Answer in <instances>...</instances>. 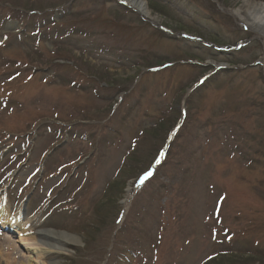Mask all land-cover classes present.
<instances>
[{
	"label": "rangeland",
	"instance_id": "rangeland-1",
	"mask_svg": "<svg viewBox=\"0 0 264 264\" xmlns=\"http://www.w3.org/2000/svg\"><path fill=\"white\" fill-rule=\"evenodd\" d=\"M122 1L0 0L1 202L47 264H264V0Z\"/></svg>",
	"mask_w": 264,
	"mask_h": 264
},
{
	"label": "bare ground",
	"instance_id": "bare-ground-1",
	"mask_svg": "<svg viewBox=\"0 0 264 264\" xmlns=\"http://www.w3.org/2000/svg\"><path fill=\"white\" fill-rule=\"evenodd\" d=\"M143 15L150 16V11L142 0H123ZM257 11L248 14L251 21L248 24L252 26L259 35L264 37V4H257ZM255 6V7H257ZM245 19V18H244ZM128 190V194H129ZM20 210L11 213L4 205L0 204V225L1 227H9L17 235V239L12 243L8 238H0L1 243H6L8 247H1L0 254L4 257V261L0 259V264H47L44 257L52 252L64 253L67 244L73 243V237L67 234L54 233L51 231H31L28 227V221L22 222ZM10 247V248H9ZM19 248V249H18ZM19 256H11L8 251L18 252ZM8 259V260H7Z\"/></svg>",
	"mask_w": 264,
	"mask_h": 264
},
{
	"label": "snow or ice",
	"instance_id": "snow-or-ice-1",
	"mask_svg": "<svg viewBox=\"0 0 264 264\" xmlns=\"http://www.w3.org/2000/svg\"><path fill=\"white\" fill-rule=\"evenodd\" d=\"M161 155H163V152L161 153ZM156 162L159 163V162H160L159 159H157ZM151 174H152L151 171H148V172L144 173V175H143V176L140 178V180L138 181V185H139V184H142V183L144 182V180L147 179ZM118 222H119V221H118Z\"/></svg>",
	"mask_w": 264,
	"mask_h": 264
}]
</instances>
